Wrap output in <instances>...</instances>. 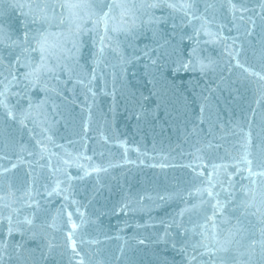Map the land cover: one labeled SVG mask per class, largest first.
<instances>
[{"label": "water", "instance_id": "1", "mask_svg": "<svg viewBox=\"0 0 264 264\" xmlns=\"http://www.w3.org/2000/svg\"><path fill=\"white\" fill-rule=\"evenodd\" d=\"M64 2L0 0V166L17 165L0 264H264V176L239 147L251 131L264 170V88L232 59L264 74V0H233L235 14L227 0H72L74 15ZM126 4V30L106 34L103 13L120 24ZM42 35L66 56L37 79ZM189 164L216 166L212 197L189 195L207 186Z\"/></svg>", "mask_w": 264, "mask_h": 264}, {"label": "snow or ice", "instance_id": "2", "mask_svg": "<svg viewBox=\"0 0 264 264\" xmlns=\"http://www.w3.org/2000/svg\"><path fill=\"white\" fill-rule=\"evenodd\" d=\"M227 3L229 5V10L232 11L233 14H235V12H237V11H240V12L245 11V9H243V8L238 9L236 7V4L233 2V0H227ZM82 7H85V5L73 3L72 0H65V2L61 4V8L68 10L69 15H74L75 13L73 12V10L76 8H82ZM108 7H109V12H110L112 5H109ZM118 7L123 8V11L120 14V20H121L120 24H113V25L109 26V24H108L109 12H104L103 16L101 17V20L104 23V29H105L106 34L108 31H111L114 33H119V32L125 31L126 29L123 26V24L125 22V18L130 19L134 15L133 10L135 8V5H127L126 4V5H118ZM170 7H176V5H170ZM179 7L181 9H188L191 7V4L185 2V3L180 4ZM204 34L209 37V39L206 41V43H215L217 41V39H219L218 34H213L209 30H207L206 28L204 30ZM104 39H105V37L102 36L101 37V44L102 45L104 43ZM35 50H38L40 52V62L34 66L32 72L29 73L28 75H36L37 79L39 78L40 74L46 75L49 72H54L55 67L58 66V62L66 56V53L63 51V49L60 45L49 43L47 35H42L41 39L38 40V42H37V46H36ZM101 50H103V49H101ZM230 55H232V54L230 53ZM238 56H239V51H237L235 53V55H232V59L236 60V66L241 68L243 70V72L248 74V76H250V77L255 76L257 79V82H259V84H260V87L264 88V74H261V73L255 71L254 69L246 67L243 64H241L239 62V60L237 59ZM48 60H53V61H56L57 63L49 66V64L46 63V61H48ZM9 116H12L11 112H9ZM121 146H123V145H121ZM209 146L211 147L212 145L210 144ZM216 147H220V145H216ZM239 147L243 153L240 162L243 164H246L248 166L246 170H247L249 176L250 177L264 176V170L254 172L252 170V167H251L252 163H253V160L250 158L252 156V148H253L251 131H248L244 134V138H243L242 142L240 143ZM43 151H47V149H43ZM198 151H199V149H198ZM69 155H71V154H69ZM125 155H126V152H125ZM4 158L5 157L0 156V160H2ZM75 159L77 161L79 159H84V160L90 161L92 158L81 153ZM64 162L66 164L70 163V161H68V160H65ZM76 166L80 167L83 170L85 176H88L92 173H99L101 171L106 172L108 170V167H112L113 165L110 164L108 167H105V166H102L100 164H92L89 167H85L84 165L77 163ZM16 167H17L16 164H12L10 167L0 166V187H2V178L5 177L8 172H10L12 169H14ZM186 167L191 168L193 170V172L201 178V184L202 185H207L206 187H197L195 189V192H190L189 195L207 194L209 197H212L213 196L212 189L215 188V186H216L215 182L213 181V175L215 173L216 166H214L212 172H197L196 166L193 164L186 165ZM205 168H206V166H205ZM252 183L253 184L256 183L255 179L252 180ZM65 191H66V189L60 188V182H57V184L54 187H52L51 191L47 192V195H49V196H51L53 194L61 195ZM222 191L228 192L229 189H222ZM64 198L67 199V196L65 195ZM73 203H75V201H73ZM219 203L220 202L217 201L218 205H219ZM80 215L82 217L83 213H80ZM26 222L30 224L32 221L26 220ZM69 223L71 226V231L68 234L69 246L71 247L72 251L76 255H79V252L77 251V246H76L77 242L74 239V236H75L77 229H79L82 226L83 220H81L80 224H77L71 220V213H69ZM215 227H216L215 224H213L214 229H215ZM10 232H11V229H10ZM214 237H215V233H214ZM141 243H143V241H141ZM79 264H83V259H81L79 261Z\"/></svg>", "mask_w": 264, "mask_h": 264}]
</instances>
